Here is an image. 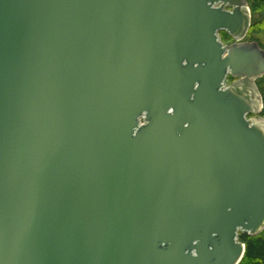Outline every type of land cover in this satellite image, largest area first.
Listing matches in <instances>:
<instances>
[{
	"label": "water",
	"instance_id": "obj_1",
	"mask_svg": "<svg viewBox=\"0 0 264 264\" xmlns=\"http://www.w3.org/2000/svg\"><path fill=\"white\" fill-rule=\"evenodd\" d=\"M251 24L248 0H0V264H240L264 231Z\"/></svg>",
	"mask_w": 264,
	"mask_h": 264
},
{
	"label": "trees",
	"instance_id": "obj_2",
	"mask_svg": "<svg viewBox=\"0 0 264 264\" xmlns=\"http://www.w3.org/2000/svg\"><path fill=\"white\" fill-rule=\"evenodd\" d=\"M248 4L252 14V24L247 40L258 41L256 36L264 33V0H248ZM223 34L229 38L228 34ZM259 44L264 48L261 43ZM232 81L233 79L230 78L229 82L231 83ZM257 85L262 94L264 104V77L257 80ZM261 116L264 117V108ZM239 238L246 246L245 257L240 264H264V231L256 237L241 234Z\"/></svg>",
	"mask_w": 264,
	"mask_h": 264
},
{
	"label": "rangeland",
	"instance_id": "obj_3",
	"mask_svg": "<svg viewBox=\"0 0 264 264\" xmlns=\"http://www.w3.org/2000/svg\"><path fill=\"white\" fill-rule=\"evenodd\" d=\"M248 6H249V4H248ZM250 8V7H249ZM223 33H225V32H221L220 33V37H221V40H222V42H224L226 45H228V44H231V43H233V41H232V38L229 36V38H227V37H225L224 36V34ZM227 34V33H226ZM256 38H257V40L259 41H251V40H247V38L245 39V41H248V42H257L258 44L259 43H261L263 46H264V33L263 34H260V35H257L256 36ZM260 45V44H259ZM261 46V45H260ZM264 49V48H263ZM263 107H264V104H263ZM263 111V110H262ZM263 117V116H262ZM264 118V117H263Z\"/></svg>",
	"mask_w": 264,
	"mask_h": 264
}]
</instances>
